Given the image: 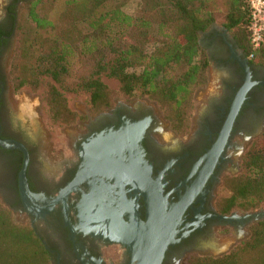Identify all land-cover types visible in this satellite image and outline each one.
I'll return each mask as SVG.
<instances>
[{"label":"flooded vegetation","instance_id":"flooded-vegetation-1","mask_svg":"<svg viewBox=\"0 0 264 264\" xmlns=\"http://www.w3.org/2000/svg\"><path fill=\"white\" fill-rule=\"evenodd\" d=\"M26 1L4 0L0 10V202L29 223L50 263L134 264L136 250L165 237L152 229L160 215L171 224L160 264L218 256L209 252L220 241L243 240L262 211L223 213L217 202L264 128V65L213 24L199 34L209 63L185 134L153 102L115 99L81 113L57 145L23 122L8 75Z\"/></svg>","mask_w":264,"mask_h":264},{"label":"trees","instance_id":"trees-1","mask_svg":"<svg viewBox=\"0 0 264 264\" xmlns=\"http://www.w3.org/2000/svg\"><path fill=\"white\" fill-rule=\"evenodd\" d=\"M27 0L17 16L8 75L15 90L41 89L53 122L85 119L67 104L66 92L87 96L91 115L125 100L157 102L173 130L187 132L194 93L205 83L209 60L199 34L219 24L231 31L252 61L264 65V45L252 48L246 0ZM114 81L111 87L106 80ZM219 211L264 206V128L242 156L241 171L224 178ZM248 235L218 256L191 254L185 264H264V217ZM0 264H51L28 222L0 202Z\"/></svg>","mask_w":264,"mask_h":264},{"label":"rangeland","instance_id":"rangeland-1","mask_svg":"<svg viewBox=\"0 0 264 264\" xmlns=\"http://www.w3.org/2000/svg\"><path fill=\"white\" fill-rule=\"evenodd\" d=\"M138 1L139 0H129L128 2H125L123 4V9L128 13L136 12L138 8V4H139ZM3 3H4V0H0V10H1V6L3 5ZM214 25L221 26L219 24H214ZM106 82H108V84L111 87H115L114 81L107 79ZM10 84H12L11 81H10ZM13 93L15 94V100H16L17 107L19 108L20 114H23L22 120L24 123L29 121L30 125L32 126V130L41 133L44 139L46 138L48 142L50 140V141H53L55 144L59 145L65 141L66 139L65 137L70 132L69 127H66V126L71 125V124H63V123L61 124L59 122H53L50 119L48 113L45 110V103L42 100L41 89L33 91L27 87L21 88L20 90H15L14 88ZM65 95H66L68 106L74 111H76L78 114H81L85 112L86 110L88 111L87 96L84 92L70 91V92H66ZM116 99H124V98L118 95ZM137 99L138 100L144 99V100H149L153 102L159 108L160 112L163 114V110L160 108L159 104L155 102L154 100H151L147 97H139V98H135L132 100H137ZM193 107H194V104H193ZM48 147H51V146L49 145ZM67 153L68 152L65 151V155ZM50 154L51 156H54L55 159L59 158L58 155H56V153L54 152V150H53V153H50ZM240 171H241V167H240ZM225 193L226 191L223 189L220 193V197L222 195H225ZM250 211H255V212L262 211L261 213L264 217V206H260ZM228 233H229V229L225 231L224 235ZM243 236L244 235H241V237ZM240 238L239 236H237L236 238L232 237L230 239L220 241L221 245L225 247H222L219 250L211 251L209 252V254L216 255L222 252H225V253L228 252L234 245L238 243Z\"/></svg>","mask_w":264,"mask_h":264},{"label":"water","instance_id":"water-1","mask_svg":"<svg viewBox=\"0 0 264 264\" xmlns=\"http://www.w3.org/2000/svg\"><path fill=\"white\" fill-rule=\"evenodd\" d=\"M3 146H18L13 142H8L7 143H2ZM157 220V221H156ZM155 220V226L152 224V229L153 227H156L157 230L159 231L158 234H160V232H162V235H165V237L163 236L162 239H152L150 244L147 245H143L140 249L136 250L138 256L136 257V262L134 264H160L161 261V257L163 255V252L166 249V246L169 243L170 240V229H171V224L169 222H166L161 215L159 217H157V219Z\"/></svg>","mask_w":264,"mask_h":264},{"label":"built area","instance_id":"built-area-1","mask_svg":"<svg viewBox=\"0 0 264 264\" xmlns=\"http://www.w3.org/2000/svg\"><path fill=\"white\" fill-rule=\"evenodd\" d=\"M250 10V41L253 49L264 45V0H246ZM252 56V54H250Z\"/></svg>","mask_w":264,"mask_h":264}]
</instances>
